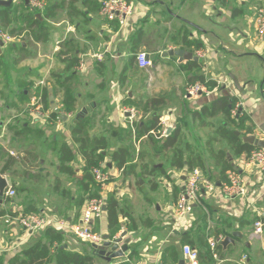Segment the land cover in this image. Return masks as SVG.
Masks as SVG:
<instances>
[{"label":"crops","instance_id":"1","mask_svg":"<svg viewBox=\"0 0 264 264\" xmlns=\"http://www.w3.org/2000/svg\"><path fill=\"white\" fill-rule=\"evenodd\" d=\"M45 1L47 6H58L53 10L54 17L48 20V39L33 42L37 49L32 52L27 44L22 43L25 50H20L18 44L11 41L8 58H0V75L9 84L11 71L19 68L21 72V76L13 80L14 87L5 83V88L0 87V172L8 159L15 161L1 173L6 179V187L12 186L16 194L0 205L3 213L0 215V264H10L8 260L13 255L42 235L40 230L26 233L16 224L9 226L2 218L7 212L26 213L24 209L33 205L40 211L30 213H49L68 222L78 219L82 207L77 201L83 192L79 181L91 166H87L78 142H74L71 136L75 116L88 123V137L107 142L106 148L99 150L102 157L98 162L110 173L105 191L107 194L115 193L120 207L127 210L132 218L128 220L119 215L120 230L117 233L125 236L124 242L128 240L129 254L133 250V255L127 254L115 260H127L130 264H157L159 259H164V254L171 260V248L174 247L178 252L175 263L183 260L186 264L181 246L189 244L197 250L199 264H240L244 255L248 264H264V234H254L252 227L258 217L257 212L264 219V173L261 176L255 171L245 173L250 192L246 198L233 199L236 202L204 194L202 201L206 210L195 207L194 218L186 229H173L171 215L172 204L181 186L177 179L188 167L186 164L182 167L173 164L175 149H182L185 157L193 153L199 158L203 170L196 167L209 180L204 174L206 166L201 153L199 157L190 142H183L180 138L184 125L200 128L216 125L217 137L223 139L231 152L224 151V147L218 151L226 153L232 166L240 154L234 153L232 144L220 135L218 129L221 125L239 131L240 136L252 134L264 140V36L256 35L252 21L264 0H132V15L124 27L117 28L116 23L99 16V0ZM17 2L22 3L25 10L24 0ZM185 33H188V39L202 41L203 47L199 49L204 56H198V60L163 56L162 53L169 49H185L196 55V49L185 45ZM154 40L157 41L156 49H149L150 42ZM160 41L166 43L165 47L159 46ZM65 42L67 46H64ZM5 44L0 43V47L5 48ZM61 47L74 48L79 55L77 77L71 87L75 95L74 108L64 112L63 90L57 88L54 92L49 86V109L43 106L34 115L31 102L35 95L31 94L29 87L22 85L29 86L31 78L41 84L46 81L48 85L50 73L64 67L56 56ZM15 50L23 57L15 55ZM138 51L147 52L151 67L138 65L135 60ZM5 59L10 64L8 73L3 69L7 64ZM56 62L57 67L54 66ZM81 63L83 67L79 68ZM201 74L215 81L216 85L209 88L208 93L187 95L186 86ZM221 95L234 97L236 102L243 104L241 114L235 117L234 122H228L221 111L211 116L201 112L203 106ZM153 98L161 99L162 103L149 108L147 113L131 104ZM172 101L175 104H171ZM52 103L55 109H52ZM130 109H135L138 114L131 117L126 111ZM52 110L59 111L64 118L56 120L51 115ZM153 112L159 116V129L152 130L153 137L148 138L140 131L144 122H150ZM164 129L165 136H162ZM177 129V146L183 143L184 148L175 146L159 152L158 146ZM63 143L72 151L71 161L60 159ZM120 147L130 152L129 162L122 169L111 157L112 152ZM168 151V167L162 163L149 166L147 157L162 156ZM217 152L213 154L218 179L210 180L216 186L224 181L221 179L222 160ZM61 163L70 166L72 171L62 170ZM10 169L16 170L15 173H10ZM70 185L80 190L74 199L67 198L65 194ZM50 203L57 204L51 211ZM93 228L109 234L107 207ZM233 232H240L244 239L233 235ZM226 237L232 241L223 244ZM210 239L216 240L217 259L211 253ZM65 240L69 249L96 253L92 245L80 247L69 234L65 235ZM97 255L95 257H100ZM105 261L109 262L107 258Z\"/></svg>","mask_w":264,"mask_h":264},{"label":"trees","instance_id":"2","mask_svg":"<svg viewBox=\"0 0 264 264\" xmlns=\"http://www.w3.org/2000/svg\"><path fill=\"white\" fill-rule=\"evenodd\" d=\"M58 6L56 5H48L46 9L42 13H31L25 11L23 9V5L20 2L12 0L9 4L0 5V30L8 29L7 32L10 36H17L24 34L29 37L32 42H45L49 36V23L48 20L54 17V8ZM112 23H116L117 28L119 25L116 21H110ZM194 26V25H193ZM200 30V29H198ZM185 41V45L188 48L199 49L203 47V43L198 39H188V33H185L183 37ZM66 44V42H65ZM19 49L25 50V47L22 43H19ZM64 46H67L64 45ZM70 55V57H66ZM56 56L60 59L62 63H64V67L60 71H52L50 73V81L48 85L41 87H37L38 91L42 92V104L45 109H49L50 102L48 100V87H52L54 92L57 88L63 90V100H62V108L64 112L72 111L74 108L75 95L71 89L72 81L75 77H77L76 66H78L79 55L75 53V49H64L63 47L56 53ZM65 56V57H64ZM195 65V61H191ZM1 64V61H0ZM205 82L208 88H212L216 85L215 81L211 79H206L202 74L196 75L193 79H191L190 83H194L196 81ZM40 89V90H39ZM236 102V98L228 97L226 95H221L216 99H213L208 104L202 107V114L207 115H215L218 112H223L226 120L228 122H234L236 119L231 117V109L233 108ZM162 103L161 99H147L144 102L131 104L136 106L137 108H141L144 110V113H147L149 108H153L156 105ZM151 105V106H150ZM195 113V112H194ZM53 118H57L61 116V113L57 110H52L51 113ZM158 115L154 112L150 115V122L143 123L144 128L141 129L140 134L146 135L148 138H152V130H158L157 122ZM88 123H86L83 119L74 117V123L71 127V136L74 142H78L79 150L81 154L86 159L87 166L97 165L100 158L102 157L100 149H104L107 146V142L104 139H96L88 137L87 132ZM221 136H223L229 143L232 144L234 148V153L241 154L246 151H250L254 148L253 145L248 143H244L242 137L236 135L234 133V129L227 127L225 125H221L218 129ZM179 137V130L173 131L166 136V139L162 144L158 146L159 152L166 150L170 147L177 146ZM157 145L154 144V147ZM176 148V147H175ZM68 153V154H67ZM217 156L222 160V168H221V179L226 180V171L232 168L231 160L228 158L225 152L218 151ZM112 161L115 165L122 169L127 165L130 158V152L127 148L120 147L115 149L112 152ZM60 159L71 161L73 159V154L70 148L63 143L60 147ZM14 160H7L4 166L1 168V172L8 170V168L14 164ZM173 164L176 167H182L183 165H187V168H194L196 166L201 167L203 170L202 161L195 157L193 154H189L187 157L183 155L182 149H175L173 154ZM62 170L72 171L70 166H65L61 163ZM79 185L83 190L82 193L79 194V198L77 204L81 207L84 204L85 200L90 197H94L98 194L99 186H97L91 176L86 171L83 175V178L79 181ZM15 186V185H13ZM7 198H3L6 201ZM8 200V199H7ZM106 207H107V226L109 229V236L115 235L120 230V223L118 222L119 215H123L128 220H131V216L127 210H124L120 207L119 201L117 200L115 193L111 192L107 194L106 197ZM26 213L30 212H39L40 209L35 208L33 205L28 206L24 209ZM3 213L0 212V215ZM42 231V235H39V238L35 239V241L24 247L20 252L13 255L8 261L10 264H93L94 257L97 255L96 253L89 252H79L72 249H69L65 243V235L68 232L61 227H45L40 229ZM172 250V258L169 260L165 254L162 256L164 260L176 262L178 260V252L173 247ZM133 250H131L130 256L133 255ZM99 256V255H97ZM105 259V257L100 256ZM1 260V257H0ZM107 264H130L127 260H115L111 259Z\"/></svg>","mask_w":264,"mask_h":264},{"label":"built area","instance_id":"3","mask_svg":"<svg viewBox=\"0 0 264 264\" xmlns=\"http://www.w3.org/2000/svg\"><path fill=\"white\" fill-rule=\"evenodd\" d=\"M99 3V16L105 21H116L119 27H124V25L127 24L128 18L132 15L134 10V3L132 0H99ZM46 7L47 3L45 0H28L25 10L31 13H41ZM252 21L257 36L263 37L264 3L257 8ZM0 40L2 42H8L11 40V36L7 32L0 31ZM196 55L203 57L204 52L198 49ZM135 60L142 68H149L152 66L149 55L145 51L136 52ZM81 67H83L82 63L79 65V68ZM185 89V92L189 96H198L202 93L209 92L206 83L200 81L188 84ZM262 96L264 98V86L262 88ZM242 106V102H235L231 109L232 118L238 117L241 114ZM31 107L34 115L42 110V95H35L33 97ZM126 111L130 113L131 117L138 114L135 109ZM57 118L61 119V116ZM165 132V129L162 130L161 135L165 136ZM252 171H255L260 176L264 173V146H255L250 151L241 153L237 157L232 168L226 171V180L217 186L203 176L200 168L194 167L190 169L185 167L181 177L179 176L177 179V183L181 186L177 198L171 207L173 229H186L194 218L195 207L200 206L206 210L202 201L204 194H212V196H218L228 200L246 198L249 195L250 188L248 186V181H246L245 173L248 174ZM88 172L93 182L99 186V191L96 196L85 200L80 215L75 222H68L65 218H60L49 213H12V210L2 216L4 222L9 224V226L13 224L18 225L26 233H32L35 230H40L45 227H61L64 228L68 234L92 245H99L104 241H110L111 243H116L118 247H120L125 237L121 232L109 236L93 228L95 221L100 219L105 213L107 197L105 187L110 179V173L108 169L100 164L89 167ZM14 195V188L8 186L4 189L2 199L4 197H13ZM257 215L258 217L253 221V233L261 235L264 232V219L260 212H257ZM208 242L213 257L217 259L216 240L210 239ZM181 250L186 264H199V254L196 249L192 248L189 244H183ZM157 264L177 263L159 259ZM240 264H248L245 255L240 260Z\"/></svg>","mask_w":264,"mask_h":264},{"label":"rangeland","instance_id":"4","mask_svg":"<svg viewBox=\"0 0 264 264\" xmlns=\"http://www.w3.org/2000/svg\"><path fill=\"white\" fill-rule=\"evenodd\" d=\"M17 1V0H15ZM26 4V3H25ZM50 25V23H49ZM2 30V29H1ZM8 29H3L2 31L3 32H7ZM8 33V32H7ZM257 35V34H256ZM11 41H15V43H17L19 45V43H24V44H27L28 45V48L30 49V51H35V49H37L36 45L31 42V40L29 39V37H27V35H25V32L24 34H21V35H17L15 36H11V40L8 41V42H4L6 43V47L5 48H1L0 47V52H1V57L5 58L7 57L8 58V51L9 50V46H10V42ZM157 41H152L150 42L148 48L149 49H156V45L157 43H155ZM166 43L163 41H160L159 43V46H161V48L165 47ZM196 51H198V49H196ZM15 55H18L19 58H22L23 57V54L18 52L17 50L13 51ZM198 57V56H197ZM5 61L7 62V64H4L3 65V69L6 71V73L9 72V66L10 64L9 61L7 59H5ZM155 61V60H154ZM59 62V61H58ZM33 64V62H31ZM27 66V65H25ZM55 67L59 66L57 64V62L54 64ZM17 68V67H16ZM23 71V70H21ZM21 76V72H19V68L14 69L13 71H11V83L9 84L2 75H0V87H4V83L6 84V86H12L14 87L15 85L13 84V80L14 78L16 77H19ZM21 79V78H20ZM32 80V83L29 85V86H25V85H22L24 88H28L30 89V92L32 95H41V91H38L37 90V87H41L42 85H47L46 84V81H44L43 84L39 83L36 81L35 78H31ZM35 82H37L35 84ZM17 86V85H16ZM5 88V87H4ZM22 88V89H24ZM40 90V89H39ZM171 102V101H170ZM171 104H175L174 101H172ZM168 105V104H167ZM167 105L164 106V108L167 110L168 107H166ZM56 120L58 119V121L60 120L59 118H55ZM201 131V132H200ZM198 135V136H197ZM218 133L216 132V125L214 126H207V127H204V128H200V127H196L194 125H191V124H187V125H184L181 129V135H180V138H183V142L184 141H189L192 148H193V151H198L197 152V155L199 157L200 156V153L202 155V159L206 166V169H204V174H207L206 176L209 178V180L211 181H216L218 178L217 176V168L214 167V164L215 163V158H214V152H217L218 150H220L222 147H224V151L226 152H229V148L227 146L226 143H224L223 139L220 138V137H217ZM215 137V138H214ZM199 138V139H198ZM213 138V139H212ZM226 144V145H225ZM179 147L183 146V143H179L178 145ZM177 146V147H178ZM184 148V146H183ZM170 151V150H169ZM166 152V154L162 155V156H158V157H147V163L149 164V166H153L154 164H164L166 167L169 166V157H170V152ZM231 152V151H230ZM196 153V152H195ZM193 154V153H192ZM206 170V171H205ZM16 170H13V169H10V173H15ZM122 172V171H121ZM123 174V173H122ZM122 176V175H121ZM215 179V180H214ZM80 193V190L76 189L75 187H71V185L68 187V190L65 192L67 198H72L73 199ZM16 195V194H15ZM15 195L13 196V198L15 197ZM231 202H236V200H233ZM57 204L56 203H50V206H49V209L51 211V209L53 207H55ZM72 208L71 205H69ZM48 209V211H49ZM73 211V210H72ZM71 211V212H72ZM67 214L64 216L66 217ZM264 234V232H263ZM70 235V234H69ZM72 236V235H70ZM74 236H72L73 238ZM75 238V237H74ZM75 240L77 241V244L82 247V248H85V247H88V245H92L88 242H85V241H82L78 238H75ZM32 242V240H30ZM108 261V260H107ZM94 262H96V264H107V262L105 261V259H102L100 257H95L94 259ZM47 264H54V263H47Z\"/></svg>","mask_w":264,"mask_h":264},{"label":"water","instance_id":"5","mask_svg":"<svg viewBox=\"0 0 264 264\" xmlns=\"http://www.w3.org/2000/svg\"><path fill=\"white\" fill-rule=\"evenodd\" d=\"M12 0H0V5L9 4ZM25 3H28V0H24ZM0 43L2 41L0 40ZM163 56H178L180 60L186 59H192V60H198V57L196 55H193V53L189 50L185 49H169L162 53ZM51 90V89H50ZM52 109H55V104L52 103ZM61 118H64V115L61 116ZM236 135H240L239 131H234ZM242 140L244 143H248L250 145L256 146V147H263L264 146V140L260 139L259 137L252 135V134H246L242 135ZM7 186V182L5 177L0 172V205L2 204V197L4 189ZM233 235H236L238 237H241L244 239V236L240 232H233ZM232 241V238L226 237L224 241L222 242L225 244L228 241ZM92 247L94 248L96 254L103 256L107 258V260H111L114 258L122 257L124 255L129 254V247H128V240H126L120 247L116 243H111L110 241H104L102 244L96 245L93 244ZM183 260L179 261V264H183Z\"/></svg>","mask_w":264,"mask_h":264}]
</instances>
